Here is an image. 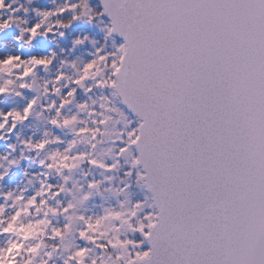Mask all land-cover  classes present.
Returning a JSON list of instances; mask_svg holds the SVG:
<instances>
[{
	"label": "snow or ice",
	"instance_id": "obj_1",
	"mask_svg": "<svg viewBox=\"0 0 264 264\" xmlns=\"http://www.w3.org/2000/svg\"><path fill=\"white\" fill-rule=\"evenodd\" d=\"M28 15L0 142L46 127L0 155L36 182L0 264H264V0H0V33Z\"/></svg>",
	"mask_w": 264,
	"mask_h": 264
},
{
	"label": "rangeland",
	"instance_id": "obj_2",
	"mask_svg": "<svg viewBox=\"0 0 264 264\" xmlns=\"http://www.w3.org/2000/svg\"><path fill=\"white\" fill-rule=\"evenodd\" d=\"M61 3H62L61 0H51L50 1L51 5H49V6L47 5V7H49V8L56 7V6H59ZM34 7H37V5L31 6L30 9L34 8ZM31 17L34 19L33 15H31ZM24 18H22L16 22L17 23L16 27H11V28H9V30L7 32L0 33V52L4 53L6 55H15L18 52L19 53H27V52L31 51V48L17 44V42H16V36L19 34V29L24 27V20H25ZM26 20L29 21L27 18H26ZM4 79H10V77H4L3 79H0V84L3 83ZM37 83H40V78H37ZM4 99H7L6 100L7 102L9 100L14 101L15 99L18 101L21 100L19 97H17L14 94L4 96ZM38 120L39 119L34 118V123L32 125L34 126L36 124V126L33 128H35V130H39V132L41 133L42 129H43V131H45L46 125L43 123L40 125L38 123ZM41 127H44V128L41 129ZM26 129H29V126H27ZM20 134H21L19 136L20 138L24 137V134H22L21 131H20ZM23 139H26V138L24 137ZM9 191H12L11 186L8 187L6 185V186H3L2 188H0V194L8 193ZM97 203H99V201H97ZM9 211L11 212V210H9ZM95 211H98V209H92V212H95ZM92 212H89L88 214H92ZM7 243L8 242H5V239L3 240V238H0V248L7 246Z\"/></svg>",
	"mask_w": 264,
	"mask_h": 264
},
{
	"label": "trees",
	"instance_id": "obj_3",
	"mask_svg": "<svg viewBox=\"0 0 264 264\" xmlns=\"http://www.w3.org/2000/svg\"><path fill=\"white\" fill-rule=\"evenodd\" d=\"M6 100L7 99H4V97H0V112H7L9 110H21L22 109L23 104L21 102H19L18 100H16V99L14 101L9 100L8 102ZM33 123H34V119L30 120L27 123V125L29 126L28 130L23 129L22 126H18L16 132L18 133V131L21 129V130H24L25 132L28 133V134L26 133L28 135V137L29 136L33 137L32 134H29L31 131H34V129H33L34 126L32 125ZM33 139H34V137H33ZM14 142H15V135L13 134L12 139L8 140L7 144L4 142H0V148L4 149V151L7 154L9 151L8 144H11ZM3 163H4V161H3ZM34 167H35V165L31 161H24L19 167H14L10 170L9 175L7 177V184H10L14 188L13 192H18L22 188H28L29 190H35V187H36L35 179H34V182L32 183V185L28 184V181L30 179L33 180L31 173L34 170ZM26 168L29 172V175H27V176L24 175ZM5 239L8 242L7 238H5ZM57 264H61V261L58 260Z\"/></svg>",
	"mask_w": 264,
	"mask_h": 264
}]
</instances>
